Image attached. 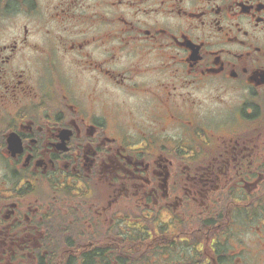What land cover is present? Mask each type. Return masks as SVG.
Listing matches in <instances>:
<instances>
[{"label":"flooded vegetation","instance_id":"af4514ba","mask_svg":"<svg viewBox=\"0 0 264 264\" xmlns=\"http://www.w3.org/2000/svg\"><path fill=\"white\" fill-rule=\"evenodd\" d=\"M53 216L264 264V0H0V264Z\"/></svg>","mask_w":264,"mask_h":264},{"label":"trees","instance_id":"16d2710c","mask_svg":"<svg viewBox=\"0 0 264 264\" xmlns=\"http://www.w3.org/2000/svg\"><path fill=\"white\" fill-rule=\"evenodd\" d=\"M131 218L123 221H132L136 228L131 234H122L113 229L115 224L109 226L93 216H53L45 242L49 246L45 264H143L159 260L157 247H148L141 228L137 229L141 216ZM115 222L118 226L125 223Z\"/></svg>","mask_w":264,"mask_h":264}]
</instances>
